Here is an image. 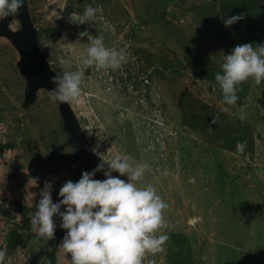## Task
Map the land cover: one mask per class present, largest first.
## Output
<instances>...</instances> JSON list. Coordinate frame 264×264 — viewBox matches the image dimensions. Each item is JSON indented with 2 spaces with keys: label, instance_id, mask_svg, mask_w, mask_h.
I'll use <instances>...</instances> for the list:
<instances>
[{
  "label": "rangeland",
  "instance_id": "374dc122",
  "mask_svg": "<svg viewBox=\"0 0 264 264\" xmlns=\"http://www.w3.org/2000/svg\"><path fill=\"white\" fill-rule=\"evenodd\" d=\"M27 3L50 66L59 77L83 73L82 96L70 104L98 164L117 154L147 163L138 185L154 186L169 205L164 251L144 264H264V81L243 83L236 104L228 105L193 71L221 72L235 46L264 43V0H160L120 23L99 9L101 0ZM88 5L97 10L95 20L74 23ZM241 14L231 26L223 23ZM85 30L124 49L127 63L118 70L85 68L88 38L79 37ZM17 59L0 38V157L11 149L17 160L0 183V249L7 250L6 264H71V254L59 248L67 230L38 238L29 213L46 181L59 202L71 170L85 167L49 92L40 89L36 102L20 109ZM237 142L246 143L243 152ZM93 178L106 179L104 170Z\"/></svg>",
  "mask_w": 264,
  "mask_h": 264
},
{
  "label": "clouds",
  "instance_id": "9594fccd",
  "mask_svg": "<svg viewBox=\"0 0 264 264\" xmlns=\"http://www.w3.org/2000/svg\"><path fill=\"white\" fill-rule=\"evenodd\" d=\"M24 0H0V20L19 15ZM97 10L86 6L79 22L95 20ZM243 14L223 20L225 26L243 19ZM87 36L88 47L81 56V64L96 70H118L128 61L122 48L108 47L100 35L93 36L87 30L79 37ZM67 63V62H66ZM221 72L215 74L225 104L234 105L239 99L238 91L250 79L257 85L264 81V43H244L235 46L224 55ZM56 87L50 90L52 99L61 103H75L82 96V71H65L62 77H53ZM30 107V106H29ZM28 107V108H29ZM240 119H245L242 114ZM237 151L243 152L246 143L237 142ZM127 154H117L104 160L92 171H85L77 182L67 180L59 190L62 198L53 202L52 182L46 181L39 195L41 199L30 212L32 231L38 238L54 239L59 216L60 227L66 235L59 246L71 254V264H144L149 256L164 251L169 239L165 212L169 205L152 185L139 186L149 165L131 162ZM107 163V170H105ZM104 170L106 179H94L97 171ZM120 176H127V182ZM65 211H61V206ZM7 250L0 249V264H6ZM151 264V262H150Z\"/></svg>",
  "mask_w": 264,
  "mask_h": 264
},
{
  "label": "water",
  "instance_id": "95a60500",
  "mask_svg": "<svg viewBox=\"0 0 264 264\" xmlns=\"http://www.w3.org/2000/svg\"><path fill=\"white\" fill-rule=\"evenodd\" d=\"M13 23H17L15 28L11 26ZM0 38L7 39L18 54L15 67L24 80L20 109L25 111L34 104L40 89L46 90L52 96L50 90L56 87L52 78L59 75L50 66L45 52L40 47L27 0H24L18 16L0 20ZM55 103L61 119V130L70 137L86 163L95 169L98 165L95 153L71 104L58 101Z\"/></svg>",
  "mask_w": 264,
  "mask_h": 264
},
{
  "label": "crops",
  "instance_id": "0c3cea01",
  "mask_svg": "<svg viewBox=\"0 0 264 264\" xmlns=\"http://www.w3.org/2000/svg\"><path fill=\"white\" fill-rule=\"evenodd\" d=\"M158 1L160 0H101L99 9L107 13L110 21L113 23H120L130 18L133 11L153 7ZM6 151L8 152L3 153L0 157V183L2 179L7 176L5 172L9 171V166H14L13 168H15V162H17L12 150L6 149ZM25 170L27 171L28 168ZM27 179H30V177ZM0 188L2 187L0 186Z\"/></svg>",
  "mask_w": 264,
  "mask_h": 264
},
{
  "label": "trees",
  "instance_id": "16d2710c",
  "mask_svg": "<svg viewBox=\"0 0 264 264\" xmlns=\"http://www.w3.org/2000/svg\"><path fill=\"white\" fill-rule=\"evenodd\" d=\"M242 35L243 36H246V35H248L247 34V31H243L242 32ZM194 70L193 71H195L194 73H197V74H195V78H197V79H200V80H207V81H210V82H212L213 83V85L215 86V90H216V94H217V96H218V98L219 99H221V100H223V97H222V93H221V90H220V88H219V85H218V83L216 82V80H215V74L217 73V72H219V71H217V70H210V71H206V72H204V71H202V70H197L196 68H193ZM203 72V73H202ZM244 89L243 88H240V91H238V92H240V94H241V92L243 91ZM243 93V92H242ZM240 97H241V95H240ZM63 228H61L60 227V225L56 228V232H59V231H61ZM57 235H58V233H57Z\"/></svg>",
  "mask_w": 264,
  "mask_h": 264
},
{
  "label": "flooded vegetation",
  "instance_id": "af4514ba",
  "mask_svg": "<svg viewBox=\"0 0 264 264\" xmlns=\"http://www.w3.org/2000/svg\"><path fill=\"white\" fill-rule=\"evenodd\" d=\"M72 144H73L74 148H76V150H77V151L75 150L76 151V154L78 155L77 157H80L82 159V163H83V166L85 167V171H90V167L91 166L86 163V161L84 160V158H82V156L80 155V153L78 151V148L75 146V144L73 142H72ZM82 173L83 172H76L75 170L74 171L71 170L70 174H72V175L69 177V179L72 180V181H74V182H77L81 178Z\"/></svg>",
  "mask_w": 264,
  "mask_h": 264
},
{
  "label": "built area",
  "instance_id": "2783aa9c",
  "mask_svg": "<svg viewBox=\"0 0 264 264\" xmlns=\"http://www.w3.org/2000/svg\"><path fill=\"white\" fill-rule=\"evenodd\" d=\"M100 18L103 20L104 19V17L103 16H100ZM30 183V182H29Z\"/></svg>",
  "mask_w": 264,
  "mask_h": 264
}]
</instances>
